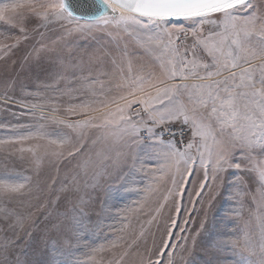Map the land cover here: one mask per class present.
Returning a JSON list of instances; mask_svg holds the SVG:
<instances>
[{
	"label": "snow or ice",
	"instance_id": "obj_1",
	"mask_svg": "<svg viewBox=\"0 0 264 264\" xmlns=\"http://www.w3.org/2000/svg\"><path fill=\"white\" fill-rule=\"evenodd\" d=\"M28 16L41 25H69L68 34L111 28L117 38L121 34L132 38L152 60L136 70L130 60L126 64L113 61V71L102 73L108 77L106 81L86 78L91 82L81 90L80 103L66 110L70 115L85 114V119H61L56 115L55 97L21 91L16 102L38 123L12 126V135L0 139V145L44 141L27 149L39 166L44 158L83 155L87 131L103 129L115 149L130 150L141 138L161 149L156 156L163 163L149 170L154 183L145 190L162 200L155 209L157 214L170 200L178 214L182 209L176 199H182L188 187L193 189L190 197L201 198L209 181L233 169L259 185L256 195L264 203V0H0V21L9 27L24 32L21 25ZM13 47L16 44L0 45V50L7 53ZM14 88V83H6V89ZM4 97L12 99L7 90ZM27 97L38 102L31 103ZM45 107H50L51 114L44 112ZM177 122L191 133L182 149L175 139H163L165 132L176 135L169 125ZM180 136L183 143V131ZM114 154L117 158L125 155L122 151ZM110 162L111 156L105 160L101 154L97 161L85 160L84 166L106 167ZM198 171L203 179L193 183ZM21 179L29 178L7 168L0 170V232L15 234L25 223L26 218L10 206L13 195L26 186ZM189 203L194 207L196 201L189 199ZM170 220L176 228V219ZM53 229L55 234L47 242L53 259L48 264H56L55 254L66 246L71 248L73 240L77 251L88 249L84 264H94L95 255L104 250L103 245L81 242L83 224L75 217ZM173 235L166 231L158 256H164L166 249L183 251L182 244L171 243ZM143 236L141 230L137 239ZM243 241L241 245L225 240L221 246L231 252L234 264H264V227L255 239L244 230ZM12 245L8 238L0 244L4 257L0 264H7ZM146 264H160V260L148 259ZM165 264H175L172 251L167 252Z\"/></svg>",
	"mask_w": 264,
	"mask_h": 264
},
{
	"label": "rangeland",
	"instance_id": "obj_2",
	"mask_svg": "<svg viewBox=\"0 0 264 264\" xmlns=\"http://www.w3.org/2000/svg\"><path fill=\"white\" fill-rule=\"evenodd\" d=\"M21 27L24 32L0 21V45L16 44L7 53L0 50V101H4L0 103V139L12 135V126L38 123L16 102L21 99V91H39L55 97V106L59 108L56 115L61 119H85V114L70 115L66 110L80 103L81 90L91 82L86 78L106 81L108 77L102 73L113 71V61L126 64L130 60L136 70L152 60L132 38L123 34L117 38L111 28L68 34L69 25H41L32 16L26 17ZM8 82L14 83L15 88L6 89ZM6 90L12 99L5 100ZM43 110L51 114L50 107ZM86 135L83 155L60 160L44 158L39 166L27 149L44 141L32 139L0 145V170L7 168L21 178H29L19 181L26 186L13 195L10 205L26 218L23 227L16 228L15 234L0 232V244L6 238L13 241L7 264H48L53 259L47 243L55 234L53 226L73 217L83 224L81 242L87 241L92 247L103 245L104 250L95 255L94 264H146L148 259H159L160 264H165L168 251L173 252L175 264H234L231 252L221 242L236 240L243 245L244 230L255 239L264 227V203L256 195L259 185L253 184L249 175L235 169L223 173L209 181L201 198L190 197L188 193L193 189L188 187L185 196L176 199L182 211L174 212L175 205L170 200L157 214L155 209L162 200L145 190L154 183V174L149 170L163 163L156 156L161 149L142 138L130 150L115 149L103 129H89ZM190 135L188 131L183 143L175 140L176 146L182 149ZM115 151L125 155L117 158ZM101 154H105V160L111 156L106 167H93L91 163L84 166L85 160L97 161ZM202 179V172L198 171L193 183ZM168 186L171 187L170 183ZM189 199L196 201L194 207ZM170 218L176 219V228H172ZM179 228L185 231L180 232ZM141 230L144 236L137 239ZM167 230L174 234L171 243L182 244L183 251L166 249L164 256H158ZM76 243L73 240L71 248L66 246L61 254H55L56 264H84L88 249L77 251ZM124 252L128 254L120 260Z\"/></svg>",
	"mask_w": 264,
	"mask_h": 264
},
{
	"label": "built area",
	"instance_id": "obj_3",
	"mask_svg": "<svg viewBox=\"0 0 264 264\" xmlns=\"http://www.w3.org/2000/svg\"><path fill=\"white\" fill-rule=\"evenodd\" d=\"M169 128H170L171 132L176 133V135L173 137V136H170L167 132H165L164 136H163V139L165 141H168V140H171L174 138L175 140L181 142V136H180L181 131L184 132L183 140L188 136V130L185 126L174 124V125H171ZM145 141L148 142L147 140H145Z\"/></svg>",
	"mask_w": 264,
	"mask_h": 264
}]
</instances>
